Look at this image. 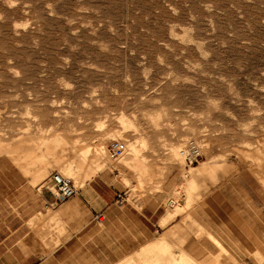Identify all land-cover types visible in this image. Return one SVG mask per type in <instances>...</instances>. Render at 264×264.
I'll list each match as a JSON object with an SVG mask.
<instances>
[{
	"label": "rangeland",
	"instance_id": "obj_1",
	"mask_svg": "<svg viewBox=\"0 0 264 264\" xmlns=\"http://www.w3.org/2000/svg\"><path fill=\"white\" fill-rule=\"evenodd\" d=\"M0 157L179 216L129 264H264V0H0Z\"/></svg>",
	"mask_w": 264,
	"mask_h": 264
},
{
	"label": "crops",
	"instance_id": "obj_2",
	"mask_svg": "<svg viewBox=\"0 0 264 264\" xmlns=\"http://www.w3.org/2000/svg\"><path fill=\"white\" fill-rule=\"evenodd\" d=\"M42 172L39 159L15 164L0 157V264H121L155 249L157 236L178 220L161 211L155 196L138 206L119 203L105 181L58 200L51 179L40 185ZM191 249L189 241L185 251Z\"/></svg>",
	"mask_w": 264,
	"mask_h": 264
},
{
	"label": "built area",
	"instance_id": "obj_3",
	"mask_svg": "<svg viewBox=\"0 0 264 264\" xmlns=\"http://www.w3.org/2000/svg\"><path fill=\"white\" fill-rule=\"evenodd\" d=\"M108 150L111 158L117 160L125 156L127 144L121 140H114L111 141ZM191 150L194 153V158L187 157L189 163L195 162L200 157L199 150L193 143L191 144ZM51 180V189L58 200L64 201L75 196L77 189L71 179L55 172L52 174Z\"/></svg>",
	"mask_w": 264,
	"mask_h": 264
},
{
	"label": "bare ground",
	"instance_id": "obj_4",
	"mask_svg": "<svg viewBox=\"0 0 264 264\" xmlns=\"http://www.w3.org/2000/svg\"><path fill=\"white\" fill-rule=\"evenodd\" d=\"M127 126H128V124H126V126H124V127H126V130H129L128 128H127ZM129 127V126H128ZM193 141V140H192ZM196 142V141H195ZM197 143V142H196ZM186 144H188V142L186 143ZM197 144H199V143H197ZM196 145V144H195ZM197 146V145H196ZM201 146V148H202V145H200ZM199 146V147H200ZM183 148H185V147H183ZM183 148L181 149V150H179V155L182 157V156H185L186 155V151L185 150H183ZM201 148H199V149H201ZM78 150H79V152L81 153V154H83V155H87L88 153H91L92 151L94 152V154H95V157H97V158H99V159H103V157H104V155L106 154H108L109 155V150H108V148H106V150H105V145L104 144H101L100 146H97V147H94V148H87V147H85V148H83V146H79L78 147ZM203 152V151H202ZM126 153H127V151H126ZM126 153H125V156H126ZM139 153H140V150H139V148H138V145H135V143H133V144H131L130 145V149H129V154H131V156L132 157H137V155H139ZM110 156V155H109ZM124 156V157H125ZM123 157V158H124ZM200 160V159H199ZM16 163H20L21 161L20 160H16L15 161ZM128 163V162H127ZM184 163H185V161H184ZM208 163H210V162H208ZM201 165V170H203V172H204V170L205 169H208V166H209V164H207V163H201L200 164ZM197 166V165H196ZM186 167V166H185ZM184 167V168H185ZM199 168V167H198ZM194 169H197V168H194ZM185 171V170H184ZM190 171H192V170H190ZM200 171V170H199ZM202 172V171H201ZM184 173V172H183ZM186 173V172H185ZM185 173L183 174V175H185ZM182 174V173H181ZM190 174H192V172L190 173ZM63 176V175H62ZM65 177V176H64ZM67 178V177H66ZM182 178H184V177H182ZM185 179V178H184ZM184 179H182V181L184 180ZM188 181H185V187L184 188H187L186 187V183H187ZM181 184H183L182 182H181ZM181 184H180V186H181ZM188 184V183H187ZM189 186V185H188ZM175 187V186H174ZM173 187V188H174ZM183 188V189H184ZM179 189H181V188H179ZM175 190V189H174ZM186 190H188V189H186ZM181 191H184V190H181ZM186 192V191H185ZM128 193V192H127ZM182 193V192H181ZM187 193V192H186ZM125 194V193H124ZM129 194V193H128ZM173 194H175V192H173ZM181 195V194H180ZM129 197H130V195H129ZM129 197H128V200H129ZM178 202V201H177ZM175 204V203H174ZM209 239L216 245V246H218V247H220L221 248V250L222 249H224L223 247H221V244L219 243V241L216 239V238H214L212 235H210L209 236ZM220 250V251H221ZM224 251V250H223ZM209 262V261H208ZM129 263H131L130 261H127V262H125V264H129ZM184 263H187V264H192V263H198L196 260H194V259H192L191 257H189L187 254H185L183 251H182V253H181V255H180V258L179 259H176V260H174L173 261V264H184ZM206 263V262H205ZM121 264H124V263H121ZM199 264H202V263H199Z\"/></svg>",
	"mask_w": 264,
	"mask_h": 264
}]
</instances>
